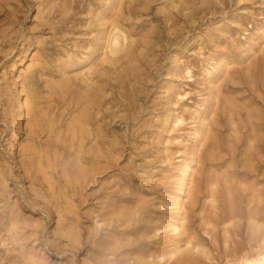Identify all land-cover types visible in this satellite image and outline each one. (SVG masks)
<instances>
[{"label":"rangeland","instance_id":"374dc122","mask_svg":"<svg viewBox=\"0 0 264 264\" xmlns=\"http://www.w3.org/2000/svg\"><path fill=\"white\" fill-rule=\"evenodd\" d=\"M256 223L264 0H0V264H264Z\"/></svg>","mask_w":264,"mask_h":264},{"label":"bare ground","instance_id":"6f19581e","mask_svg":"<svg viewBox=\"0 0 264 264\" xmlns=\"http://www.w3.org/2000/svg\"><path fill=\"white\" fill-rule=\"evenodd\" d=\"M115 43L116 44H119V39L116 38L115 39ZM23 150V149H22ZM28 169V168H27ZM255 230L257 231V233L261 236V238L264 240V225L263 224H260V223H256L255 224ZM195 242V241H193ZM198 244V243H196ZM197 246V245H196ZM193 247V246H192ZM195 247V246H194ZM145 262V260H144ZM146 263V262H145ZM247 264H255V262L253 261H248Z\"/></svg>","mask_w":264,"mask_h":264}]
</instances>
